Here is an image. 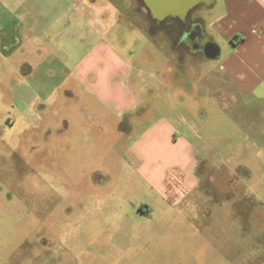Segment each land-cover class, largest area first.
Masks as SVG:
<instances>
[{"label": "rangeland", "instance_id": "obj_1", "mask_svg": "<svg viewBox=\"0 0 264 264\" xmlns=\"http://www.w3.org/2000/svg\"><path fill=\"white\" fill-rule=\"evenodd\" d=\"M0 23V264H264V84L136 0H0Z\"/></svg>", "mask_w": 264, "mask_h": 264}, {"label": "crops", "instance_id": "obj_2", "mask_svg": "<svg viewBox=\"0 0 264 264\" xmlns=\"http://www.w3.org/2000/svg\"><path fill=\"white\" fill-rule=\"evenodd\" d=\"M216 4V10L209 12L207 29L215 39L229 45L225 54L217 49L218 72L244 94L251 95L264 84V0H214L212 6ZM0 27L4 26L0 23ZM196 162L195 170L199 159Z\"/></svg>", "mask_w": 264, "mask_h": 264}, {"label": "flooded vegetation", "instance_id": "obj_3", "mask_svg": "<svg viewBox=\"0 0 264 264\" xmlns=\"http://www.w3.org/2000/svg\"><path fill=\"white\" fill-rule=\"evenodd\" d=\"M136 1L137 7L139 4L142 9L147 11L144 0ZM201 5L203 4H198L191 9L183 20L180 18H167L162 21H156L150 17V25L153 27L156 25H162L157 29L161 30L165 39H168L174 50L179 52L182 50H188L192 51V54L200 53L201 55L206 53L209 58L216 60L218 52L216 39L207 29V24L204 23L203 17L194 14V11ZM214 53H216L215 56H213ZM202 164L203 162L200 161L197 169ZM144 215L149 217V210L144 212Z\"/></svg>", "mask_w": 264, "mask_h": 264}, {"label": "water", "instance_id": "obj_4", "mask_svg": "<svg viewBox=\"0 0 264 264\" xmlns=\"http://www.w3.org/2000/svg\"><path fill=\"white\" fill-rule=\"evenodd\" d=\"M150 17L156 21L167 18L185 19L188 12L198 4L211 7L214 0H144ZM214 53L213 56H215Z\"/></svg>", "mask_w": 264, "mask_h": 264}, {"label": "trees", "instance_id": "obj_5", "mask_svg": "<svg viewBox=\"0 0 264 264\" xmlns=\"http://www.w3.org/2000/svg\"><path fill=\"white\" fill-rule=\"evenodd\" d=\"M146 13H147L148 17L150 18V16H149L147 11H146ZM231 44L234 45V41L233 40L231 41Z\"/></svg>", "mask_w": 264, "mask_h": 264}, {"label": "bare ground", "instance_id": "obj_6", "mask_svg": "<svg viewBox=\"0 0 264 264\" xmlns=\"http://www.w3.org/2000/svg\"><path fill=\"white\" fill-rule=\"evenodd\" d=\"M145 25V24H144Z\"/></svg>", "mask_w": 264, "mask_h": 264}]
</instances>
